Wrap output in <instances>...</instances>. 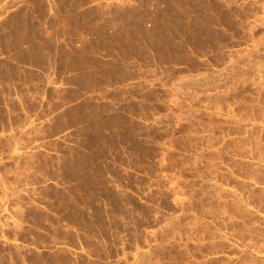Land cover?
I'll list each match as a JSON object with an SVG mask.
<instances>
[{
    "label": "rangeland",
    "instance_id": "1",
    "mask_svg": "<svg viewBox=\"0 0 264 264\" xmlns=\"http://www.w3.org/2000/svg\"><path fill=\"white\" fill-rule=\"evenodd\" d=\"M250 93L264 0H0V264H226L203 197Z\"/></svg>",
    "mask_w": 264,
    "mask_h": 264
},
{
    "label": "crops",
    "instance_id": "2",
    "mask_svg": "<svg viewBox=\"0 0 264 264\" xmlns=\"http://www.w3.org/2000/svg\"><path fill=\"white\" fill-rule=\"evenodd\" d=\"M251 95L246 98L253 104L218 122V183L224 194L203 197V233L208 228L218 241L223 235L232 240H212L217 254L222 246L228 252L226 264H264V95ZM21 243L31 247L28 239Z\"/></svg>",
    "mask_w": 264,
    "mask_h": 264
}]
</instances>
